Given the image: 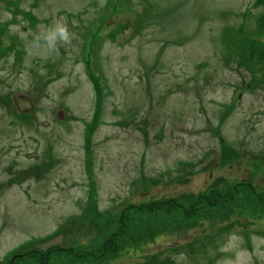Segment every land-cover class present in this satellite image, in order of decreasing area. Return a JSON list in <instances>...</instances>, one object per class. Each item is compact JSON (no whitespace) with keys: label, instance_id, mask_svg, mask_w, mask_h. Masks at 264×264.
Listing matches in <instances>:
<instances>
[{"label":"rangeland","instance_id":"374dc122","mask_svg":"<svg viewBox=\"0 0 264 264\" xmlns=\"http://www.w3.org/2000/svg\"><path fill=\"white\" fill-rule=\"evenodd\" d=\"M0 38V259L264 264V0H0Z\"/></svg>","mask_w":264,"mask_h":264},{"label":"trees","instance_id":"16d2710c","mask_svg":"<svg viewBox=\"0 0 264 264\" xmlns=\"http://www.w3.org/2000/svg\"><path fill=\"white\" fill-rule=\"evenodd\" d=\"M106 8L108 7V6H105ZM17 8V7H16ZM105 8V9H106ZM18 9V8H17ZM16 12H23L22 11V9H20L19 8V10H16ZM111 12H108V11H105V10H103V12H102V15H101V18L100 19H105L106 18V16L108 15V14H110ZM24 14L25 15H27V13H25L24 12ZM68 15H72V13H69ZM31 17V16H30ZM7 24V22H5V25ZM4 25V26H5ZM102 26H104V25H102ZM121 26H123V24L121 25ZM87 27H90V25H87ZM103 29H104V27H101L100 28V30H98V32H96L95 34H96V36L98 35V34H101V31H103ZM1 31H4V33H6L5 32V28L3 29V30H1ZM87 32H89V31H87ZM105 32H107V31H105ZM116 34H117V32H116ZM115 34V35H116ZM10 36H13L12 34L10 35ZM95 36V37H96ZM115 38V37H114ZM0 40H1V38H0ZM248 40H251L250 38L248 39ZM239 43H238V45H240V42H241V40H239L238 41ZM244 42V41H243ZM16 43V40L15 39H12L11 40V42H6V45L7 46H9V49L10 48H12L13 46H14V44ZM252 46H255V44H253ZM251 46V48H253ZM1 51H2V49H0V53H1ZM19 51V49H17V52ZM261 66V65H260ZM98 109H100V103H98ZM235 146H233L228 152H225L224 150H221L220 151V155L219 156H221V153H223V152H225V156L224 157H222V164H229V163H232V162H234V161H236V159L237 158H239L240 156H242V154H241V152L239 151V150H236L235 148H234ZM252 158H256V159H261V160H263L264 161V157L262 156V155H260V154H256V155H254V156H252ZM226 160V161H225ZM214 192L215 191H212V192H210V194H209V196L210 197H212L213 199H216L217 198V196H215L214 195ZM205 193H202L201 194V197H200V203H201V206L202 205H204V201H205ZM218 199V198H217ZM143 206V205H142ZM196 207V206H195ZM193 211H196V212H198V214H207L208 213V209L207 208H205V207H202V208H195V210H193ZM115 245H116V243H114V247H115ZM107 249H108V246L102 251V254L101 255H99V257H98V260L101 258V257H107V254H106V252H107ZM98 260H95V262L97 263V261ZM103 260H106V259H103ZM102 260V261H103ZM159 260H161V259H158L156 262L158 263V261ZM101 262V261H100ZM99 263V262H98ZM142 264H153V262L151 261V263L148 261V262H146V261H144V263H142Z\"/></svg>","mask_w":264,"mask_h":264},{"label":"flooded vegetation","instance_id":"af4514ba","mask_svg":"<svg viewBox=\"0 0 264 264\" xmlns=\"http://www.w3.org/2000/svg\"><path fill=\"white\" fill-rule=\"evenodd\" d=\"M105 10V6L103 7ZM87 31H89V29H87ZM26 113H23L22 115H25ZM19 244L16 245L13 248H7V250L3 253V256L0 259V264H22L19 263L17 261L18 258H21L23 256H30L33 257L36 254H41V251L38 250L37 248H34L33 251H31V253H27V251L25 252V250H23L25 247V245H27V241L23 240L18 242ZM14 250V253H11V251ZM38 252V253H37ZM109 260H103L97 264H108Z\"/></svg>","mask_w":264,"mask_h":264},{"label":"clouds","instance_id":"9594fccd","mask_svg":"<svg viewBox=\"0 0 264 264\" xmlns=\"http://www.w3.org/2000/svg\"><path fill=\"white\" fill-rule=\"evenodd\" d=\"M59 36L61 39L67 40L68 39V31L65 27L63 26H57L56 31L52 33L48 39L51 41L54 39L56 36Z\"/></svg>","mask_w":264,"mask_h":264}]
</instances>
